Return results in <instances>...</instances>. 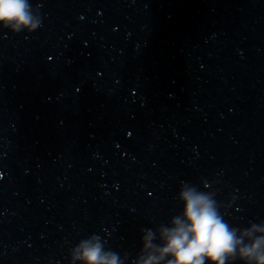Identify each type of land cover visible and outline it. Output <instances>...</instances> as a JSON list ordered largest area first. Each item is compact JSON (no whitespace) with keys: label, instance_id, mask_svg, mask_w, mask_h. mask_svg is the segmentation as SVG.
Here are the masks:
<instances>
[{"label":"water","instance_id":"obj_1","mask_svg":"<svg viewBox=\"0 0 264 264\" xmlns=\"http://www.w3.org/2000/svg\"><path fill=\"white\" fill-rule=\"evenodd\" d=\"M25 2L0 23V264H170L185 192L233 233L223 264H264V0Z\"/></svg>","mask_w":264,"mask_h":264},{"label":"clouds","instance_id":"obj_2","mask_svg":"<svg viewBox=\"0 0 264 264\" xmlns=\"http://www.w3.org/2000/svg\"><path fill=\"white\" fill-rule=\"evenodd\" d=\"M27 7L25 0H0V23L29 25ZM182 199L185 201L183 221H175L179 226L168 235L164 249L173 256L170 264H203L204 259L223 264L222 258L235 247L233 233L206 197L185 192ZM259 246L260 241H257L251 251ZM83 258L87 264H115L114 260L100 255L98 246L86 249Z\"/></svg>","mask_w":264,"mask_h":264}]
</instances>
